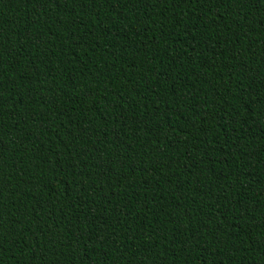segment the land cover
<instances>
[{
	"label": "trees",
	"instance_id": "obj_1",
	"mask_svg": "<svg viewBox=\"0 0 264 264\" xmlns=\"http://www.w3.org/2000/svg\"><path fill=\"white\" fill-rule=\"evenodd\" d=\"M0 264H264V0H0Z\"/></svg>",
	"mask_w": 264,
	"mask_h": 264
}]
</instances>
